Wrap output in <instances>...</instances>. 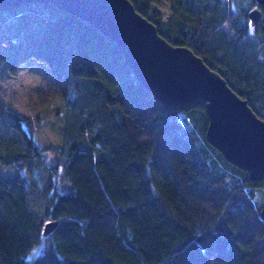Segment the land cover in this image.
<instances>
[{"label": "trees", "instance_id": "obj_1", "mask_svg": "<svg viewBox=\"0 0 264 264\" xmlns=\"http://www.w3.org/2000/svg\"><path fill=\"white\" fill-rule=\"evenodd\" d=\"M131 1L264 119L263 7L169 0L166 19L157 0ZM31 59L55 77L62 137L43 144L30 117L0 105V264H264V179L209 143L205 103L167 110L114 41L50 4L0 11V65ZM50 221L58 226L44 236Z\"/></svg>", "mask_w": 264, "mask_h": 264}, {"label": "water", "instance_id": "obj_2", "mask_svg": "<svg viewBox=\"0 0 264 264\" xmlns=\"http://www.w3.org/2000/svg\"><path fill=\"white\" fill-rule=\"evenodd\" d=\"M255 1L264 8V0ZM31 3L53 5L114 41L136 79L167 110L184 111L205 103L209 143L230 163L248 171L253 181L264 179V119L191 48L165 39L131 0H0V11ZM262 14L260 7L249 11L253 27ZM261 216L264 220V206ZM57 226L58 221L46 223L44 236Z\"/></svg>", "mask_w": 264, "mask_h": 264}, {"label": "rangeland", "instance_id": "obj_3", "mask_svg": "<svg viewBox=\"0 0 264 264\" xmlns=\"http://www.w3.org/2000/svg\"><path fill=\"white\" fill-rule=\"evenodd\" d=\"M155 5L163 12L164 18L169 17L170 1L157 0ZM229 28V24L226 25ZM55 77L51 69L42 62L31 59L18 67L16 71L5 63L0 65V105L6 111H15L32 120L31 133L35 134L43 144L60 142L62 137L63 110L58 93L54 90ZM28 131L30 127L26 126ZM59 161L58 156L50 154L48 162ZM62 190L68 185L62 177L58 178ZM258 200L264 202V190H257ZM35 248L32 258L39 253ZM41 250V249H40Z\"/></svg>", "mask_w": 264, "mask_h": 264}, {"label": "clouds", "instance_id": "obj_4", "mask_svg": "<svg viewBox=\"0 0 264 264\" xmlns=\"http://www.w3.org/2000/svg\"><path fill=\"white\" fill-rule=\"evenodd\" d=\"M32 251L34 252V251H35V248H34ZM31 258H32V254L30 253L29 256H27V257L25 258L26 262H27V261H30Z\"/></svg>", "mask_w": 264, "mask_h": 264}]
</instances>
